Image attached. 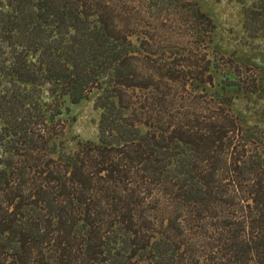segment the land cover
<instances>
[{
  "label": "trees",
  "instance_id": "16d2710c",
  "mask_svg": "<svg viewBox=\"0 0 264 264\" xmlns=\"http://www.w3.org/2000/svg\"><path fill=\"white\" fill-rule=\"evenodd\" d=\"M214 29L192 0H0V264H264V128ZM94 90L98 138L68 149L59 98Z\"/></svg>",
  "mask_w": 264,
  "mask_h": 264
},
{
  "label": "rangeland",
  "instance_id": "374dc122",
  "mask_svg": "<svg viewBox=\"0 0 264 264\" xmlns=\"http://www.w3.org/2000/svg\"><path fill=\"white\" fill-rule=\"evenodd\" d=\"M192 1H196L215 24L208 51L222 62L214 73L216 84L222 80L227 83L228 77L240 83L239 87L227 89L231 97L228 107L245 126L264 128V34L253 36L244 27L246 8L253 7L259 0ZM178 21L176 18V25ZM172 28V25L162 24L152 30L167 36ZM46 88L44 85L42 101L47 103L53 98ZM95 95L96 90L77 103L67 97L59 98L62 113L58 116L65 125L62 140L68 149H76L79 140H97L100 111L94 106Z\"/></svg>",
  "mask_w": 264,
  "mask_h": 264
}]
</instances>
